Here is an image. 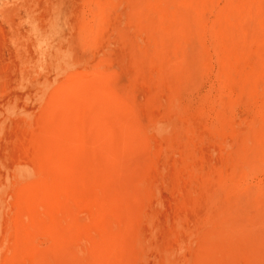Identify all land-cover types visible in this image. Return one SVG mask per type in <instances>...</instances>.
Wrapping results in <instances>:
<instances>
[{
  "label": "rangeland",
  "instance_id": "rangeland-1",
  "mask_svg": "<svg viewBox=\"0 0 264 264\" xmlns=\"http://www.w3.org/2000/svg\"><path fill=\"white\" fill-rule=\"evenodd\" d=\"M0 264H264V0H0Z\"/></svg>",
  "mask_w": 264,
  "mask_h": 264
}]
</instances>
